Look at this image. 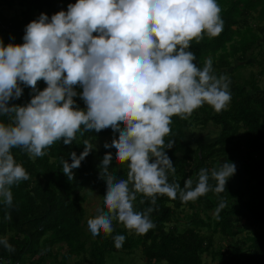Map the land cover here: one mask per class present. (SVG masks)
<instances>
[{
    "label": "clouds",
    "instance_id": "1",
    "mask_svg": "<svg viewBox=\"0 0 264 264\" xmlns=\"http://www.w3.org/2000/svg\"><path fill=\"white\" fill-rule=\"evenodd\" d=\"M221 11L217 0H76L66 11L50 18L42 13L30 22L22 44L0 39V117L8 118L0 120V202L12 208L13 186L30 179L13 149L42 158L58 141L70 146L77 133L107 129L114 137L104 147L115 150L127 178L109 171L113 154L107 152L99 166L106 183L103 207L87 220L93 238L111 235L114 222L130 234L146 235L155 227L150 216L158 197H179L186 204L223 193L236 173L234 163L201 168L195 186L188 178L181 188L169 182L176 169L165 150L175 144L165 143L173 117L186 120L205 105L220 113L231 102L229 78L214 75L210 59L198 67L190 51L193 41L223 32ZM24 87L31 89L30 102L10 106ZM78 96L86 109L76 104ZM83 145L79 156L70 153L71 163L61 160L69 180L93 150L89 140ZM138 196L151 206L138 211ZM224 207L221 201L217 216ZM125 239L114 236L115 247ZM0 245L14 251L6 237Z\"/></svg>",
    "mask_w": 264,
    "mask_h": 264
},
{
    "label": "trees",
    "instance_id": "2",
    "mask_svg": "<svg viewBox=\"0 0 264 264\" xmlns=\"http://www.w3.org/2000/svg\"><path fill=\"white\" fill-rule=\"evenodd\" d=\"M76 0H0V39L5 45L22 44L26 26L44 13L49 18L66 11ZM224 21L223 32L216 38L205 36L199 44L193 41L190 51L195 63L203 67L212 61L213 74L226 75L231 81V102L226 110L216 113L205 105L186 120L173 117L171 132L165 143L175 141L167 150L176 171L169 173V182L181 188L191 178L195 186L201 168H219L225 161L235 164L236 173L219 195L209 192L196 201L182 203L158 197L151 220L155 227L146 235L129 233L114 222L111 235L93 238L85 229V202L88 192L100 197L103 207L106 183L100 177L102 159L112 152L109 168L118 178L126 179L127 167L118 165L115 150L106 149L114 133L111 129L77 133L72 145L58 141L46 150L42 158L31 159L19 149L14 158L26 169L30 179L13 186V206L0 202V237H6L14 251L0 245V259L9 264H105L109 252H132L135 249L145 262L151 264H264V0H217ZM257 51L255 54L254 52ZM251 60L256 68L249 78L240 81L237 74ZM40 90L46 88L41 81ZM77 92L82 89L77 88ZM32 98L30 88L10 102L26 105ZM76 104L86 109L78 97ZM0 120L8 122L7 117ZM211 128L216 138L207 142L194 139L196 131ZM189 133L191 137L187 134ZM102 139L106 142L97 147ZM84 140L93 145L91 153L82 161L74 176L68 179L62 172L61 160H69L70 153L79 156ZM214 184V181H210ZM136 209L143 211L150 201ZM223 201L225 207L218 216L216 208ZM187 209L189 211H187ZM10 220H5V215ZM182 217V218H181ZM124 235L123 246L117 249L113 237Z\"/></svg>",
    "mask_w": 264,
    "mask_h": 264
},
{
    "label": "rangeland",
    "instance_id": "3",
    "mask_svg": "<svg viewBox=\"0 0 264 264\" xmlns=\"http://www.w3.org/2000/svg\"><path fill=\"white\" fill-rule=\"evenodd\" d=\"M255 54L257 51L254 52ZM252 61L249 59L246 63L243 69L239 71L237 74V79L240 81L249 78L251 73L256 72V68L251 67L250 65L247 64H252ZM259 86L264 87V76H262L259 80ZM189 134V133H187ZM191 137V135H188ZM194 139L202 141V142H207L209 143L213 139L216 138V132L208 128L204 132H199L196 131L194 132L193 136ZM107 139H102L97 142L96 146L100 147L102 146ZM100 202V197L99 195L94 192H88L86 195V202H85V220L88 219L90 216H92L98 209V205ZM187 211H189L187 209ZM182 218V217H181ZM85 229L87 231V225L85 226ZM203 260L211 264L212 261H210L209 257L203 256ZM105 264H151L148 262H145L140 254V251L138 249L133 250L132 252H109L105 256Z\"/></svg>",
    "mask_w": 264,
    "mask_h": 264
},
{
    "label": "built area",
    "instance_id": "4",
    "mask_svg": "<svg viewBox=\"0 0 264 264\" xmlns=\"http://www.w3.org/2000/svg\"><path fill=\"white\" fill-rule=\"evenodd\" d=\"M0 264H9L7 261H3L0 259Z\"/></svg>",
    "mask_w": 264,
    "mask_h": 264
}]
</instances>
